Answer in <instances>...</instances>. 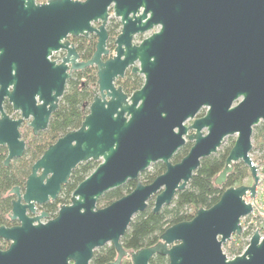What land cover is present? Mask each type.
<instances>
[{"label": "water", "instance_id": "water-1", "mask_svg": "<svg viewBox=\"0 0 264 264\" xmlns=\"http://www.w3.org/2000/svg\"><path fill=\"white\" fill-rule=\"evenodd\" d=\"M111 14L121 28L113 52L102 59L108 54ZM90 33L96 35L95 50L79 60L67 37ZM59 49L65 54L57 63L50 55ZM93 64L97 91L80 126L59 136L32 163L22 192L10 189L17 194L10 217L20 225L0 226V237L11 240L0 249V264H90L94 250L108 243L116 257L104 264H120L125 256L131 264H148L155 254L167 256L168 264H264L258 230L231 258L221 247L240 234V219L253 209L245 196L255 197L259 181L249 152L253 127L264 121V0H0L5 163L22 154L24 142L17 130L22 118H8L3 96L22 117H31L36 132L47 126L71 72ZM128 68L143 76L130 93L115 82ZM228 135L235 138L214 182L222 183L232 164L242 161L252 184L225 188L209 207L166 227L155 244L125 250L120 238L132 217L150 198L153 212L169 204L201 158L216 153ZM186 141L188 151L173 162ZM87 160L98 163L53 218L26 214L34 213L35 203L56 198L71 171ZM157 161L164 171L148 183L139 181ZM127 180L136 181L128 193L97 207L104 192Z\"/></svg>", "mask_w": 264, "mask_h": 264}, {"label": "trees", "instance_id": "trees-1", "mask_svg": "<svg viewBox=\"0 0 264 264\" xmlns=\"http://www.w3.org/2000/svg\"><path fill=\"white\" fill-rule=\"evenodd\" d=\"M38 2V0H36ZM121 28L120 21L110 17L106 23L108 33L107 47L114 48L115 36ZM72 41L76 44L82 58L90 56L94 44L95 35L88 37L78 36ZM96 73L93 67H87L73 72L67 80L65 90L59 99L57 108L52 112L46 130L32 142L24 157L16 159L13 163L5 166L3 164L4 154L0 153V222H6L5 213L10 209V198L6 192L14 185L24 183L30 172L33 160L38 158L43 150L65 132L76 129L80 126L85 114L88 112L89 104L93 98V90L96 89ZM143 76L138 72L127 70L126 74L119 78L116 83L122 89L130 93L140 87ZM252 147L261 151L260 157L264 163V121H260L253 127ZM186 141L173 155L172 161L180 160L190 147ZM230 147L223 151L216 152L207 157L201 158L197 169L192 174L186 186L177 190L171 202L153 212V198L147 202L144 210L137 212L131 219L128 228L121 236L120 241L123 248L132 251L145 246H151L159 240V235L168 226L190 219L199 207H209L216 202L221 192L229 187L242 184L244 177L248 175V168L242 161L233 163L232 169L227 173L225 180L216 184L214 179L221 171L225 163V157ZM26 156V157H25ZM97 165V161L87 160L79 163L72 171L66 183L62 184L58 202L69 203L70 194L75 186L86 177ZM151 170H145L139 174L138 179L142 183L150 182L156 175L164 171V164L161 161L154 162ZM264 169V168H263ZM135 180H127L118 187L111 188L104 192L97 200L108 204L118 197L128 193L135 185ZM56 210V204L51 206V214ZM250 232L243 231L242 235ZM228 246V245H227ZM227 249L233 254L241 251V247L228 246ZM116 257L115 248L112 244H104L94 250L90 264H104L114 260ZM120 264H131L129 256L121 259ZM148 264H168L165 255L155 254Z\"/></svg>", "mask_w": 264, "mask_h": 264}, {"label": "flooded vegetation", "instance_id": "flooded-vegetation-1", "mask_svg": "<svg viewBox=\"0 0 264 264\" xmlns=\"http://www.w3.org/2000/svg\"><path fill=\"white\" fill-rule=\"evenodd\" d=\"M90 34H93V33H90ZM90 34H88L87 36H83V37H88ZM94 35H95V34H94ZM76 37H78V36H71V35H69V36L67 37V40H68L69 42H71V43L74 45V47H75L77 53L79 54V60H87V59H89V58L91 57L92 53H93L94 50H95V44H94V48H93V50H92L90 56H88L87 58H82V56L80 55V52H79L78 48L76 47V44L74 43V41H72V40H73L74 38H76ZM107 39H108V38H107ZM95 43H96V35H95ZM106 46H107V40H106ZM112 52H113V48H108V54L103 55V56H102V59H106V58L108 57V55L111 54ZM58 54H59V55H58ZM64 54H65V50H63V49H59V50L53 51L52 54L50 55V59L55 60V61L58 63V62L61 61V58L64 56ZM87 67H93V68L95 69V73H96V66H95L94 64H93V65L85 66V67H83V68H81V69H84V68H87ZM81 69H77V70H81ZM77 70H73V71L71 72V76H72L73 72H75V71H77ZM127 70H131V69L128 68ZM127 70H126V71H127ZM126 71H125V74H126ZM125 74H124V75H125ZM71 76H70V77H71ZM121 78H122V77H121ZM118 79H119V78H117V79L115 80V82H116ZM116 84H117V83H116ZM8 90H10V87H8ZM96 91H97V86H96V89L93 90L94 95H95V92H96ZM94 95H93V96H94ZM57 106H58V105H57ZM56 108H57V107H56ZM1 109H2V111L8 116L9 119L16 120V119L22 118V120L20 121V123H19V125H18V129H17V130H18V133H19V139H21V140L24 142V148H23V152H22V154H21L20 156H14V157L10 158V159L7 161V163H5V158H6V156H7L8 151H7V147H6V145L0 143V153H1V154H4L3 164H4L5 166H7V165H9L10 163H13V161H15L16 159H19V158L24 157V154L26 153V151H27L29 148H31V146H32V145H31L32 142H34V140H36V139L40 136V134L43 133V132L46 130L48 124H47V126H46L44 129H40V130H37V131L35 132L34 129H33V127L30 125L31 117H30V116H29V117H26V118H25V117H22L20 111H19L18 109H15V108L13 107V104H12V102L9 101L7 95H4L3 98H2V101H1ZM52 112H53V111H52ZM51 114H52V113H51ZM51 114H50V116H51ZM0 117H1V110H0ZM49 118H50V117H49ZM48 122H49V120H48ZM46 148H47V147H46ZM46 148H45V149H46ZM45 149H44V150H45ZM44 150H43V151H44ZM42 153H43V152H42ZM42 153H41V154H42ZM41 154H40V155H41ZM25 157H26V156H25ZM39 157H40V156H39ZM39 157H38V158H39ZM38 158H36V159H38ZM36 159H35V160H36ZM35 160H33L32 163H33ZM32 163H31V165H32ZM232 166H233V164H232ZM231 169H232V168H231ZM30 170H31V166H30ZM230 171H231V170H230ZM29 173H30V172H29ZM29 173H28V174H29ZM26 177H27V176H26ZM25 180H26V179H25ZM24 183H25V181H24ZM24 183L21 184V185H18V184H17V185H14V186H18L19 191L22 192V191H23V187H24ZM12 187H13V186H12ZM12 187H11V188H12ZM61 187H62V186H61ZM11 188H10V189H11ZM10 189H9V190L6 192V194H5L6 196H8V197L10 198V209H9V210L5 213V215H4V217L7 219L6 222H0V226L13 227V226H18V225H20V221H19L17 218L12 219V218L10 217L11 208H12V200L16 199V197H17V194L11 192ZM60 190H61V188H60ZM59 193H60V191L58 192V194L56 195V198H54V199H48L47 201H45V202H43V203H40V204L35 203V204H34V205H35L34 213H31L30 211L26 210V214L29 215V216H33V215H37V214H39V213H41V212H44V213H45V217L42 218V221H46V220H48V219H50V218H53V217L57 214V211H58L60 205H62V204H67V203H60V202L57 201V200H58ZM70 196H71V194H70ZM69 201H70V198H69ZM54 204H56V210L54 211V213H53V215H52L50 209H51V206L54 205ZM10 243H11V240L4 239V238H1V237H0V249H1V250H6V249L9 247ZM69 262L72 263V261H69Z\"/></svg>", "mask_w": 264, "mask_h": 264}, {"label": "rangeland", "instance_id": "rangeland-1", "mask_svg": "<svg viewBox=\"0 0 264 264\" xmlns=\"http://www.w3.org/2000/svg\"><path fill=\"white\" fill-rule=\"evenodd\" d=\"M44 1L46 0H38V2H44ZM110 17H114V16L111 14ZM109 18H108V21H109ZM114 18L118 19L117 17H114ZM147 34L148 33L135 36L133 39V42L134 43L139 42ZM203 112H204V109H201L199 113L196 114V116L202 115ZM191 121H192L191 119H188L185 121V124L188 125L191 123ZM203 131H205V129H203ZM188 132H191V130H189ZM234 138H235V135L225 136L216 152L223 151L225 147H230L234 141ZM253 140H254V137H253V132H252V137H251L252 143H253ZM260 153L261 151L257 149V147H254V148L252 147L249 152V155L252 158L253 163L256 165L257 175L260 181L258 182L256 186L255 197H249V195L245 196L246 201L252 203L253 209L247 216H244L240 219V223L242 227L240 234H232L231 237L225 242H223L221 245L222 251L226 254L228 258L235 256V254L229 252V250L227 249L229 245L234 246V247L240 246L241 247L240 252H242L244 248L246 247V245L248 244L249 236H251V234L255 230H258L260 235L262 236L264 235V210H263L264 209V169H263L264 163L262 161V158L260 157ZM152 164H150L145 170H151ZM252 182H253V179L248 170V175L243 178L242 184L250 185L252 184ZM96 205L97 207H102L106 204H103L102 202H98V203L96 202ZM261 206H263V209H261ZM243 231H248L250 233L243 236L242 235Z\"/></svg>", "mask_w": 264, "mask_h": 264}, {"label": "built area", "instance_id": "built-area-1", "mask_svg": "<svg viewBox=\"0 0 264 264\" xmlns=\"http://www.w3.org/2000/svg\"><path fill=\"white\" fill-rule=\"evenodd\" d=\"M259 181H260V180H259ZM259 181H258V182H259ZM261 209H263V206H261ZM263 210H264V209H263ZM263 236H264V235H263ZM249 238H250V236H249ZM240 253H241V252H240Z\"/></svg>", "mask_w": 264, "mask_h": 264}]
</instances>
